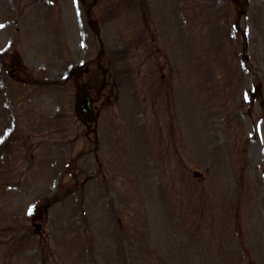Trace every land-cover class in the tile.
I'll use <instances>...</instances> for the list:
<instances>
[{
  "label": "rangeland",
  "instance_id": "374dc122",
  "mask_svg": "<svg viewBox=\"0 0 264 264\" xmlns=\"http://www.w3.org/2000/svg\"><path fill=\"white\" fill-rule=\"evenodd\" d=\"M84 1L0 0V23L6 25L0 49L17 45L22 59L32 68L43 64L46 75H62L68 65L92 60L85 76L104 91L97 129L106 135L100 149L80 121L66 116L71 82L53 91V85L41 86L25 96L0 70L1 110L14 111V104L25 102L31 110L54 113L50 104L61 109H56L61 126L37 124L32 114L30 152L23 142L16 144L9 159L16 171L1 170L0 264H264V186H257L253 171L264 160V139L256 130L264 117V13L258 8L251 19L254 41L244 49L232 30L213 31L216 19L209 13L216 9L206 0L198 10L201 0H190L193 12L187 16L181 0L169 14H159L157 6L170 0ZM227 5L223 0L221 6ZM257 5L264 9V2ZM174 15L179 21L173 22ZM89 17L97 20L107 51L100 60L105 75L97 65L100 45ZM33 30H46L48 42L38 51ZM173 30L183 40L190 33L191 46L176 43ZM207 35L221 37L204 43ZM61 48L73 57L56 59ZM161 72L168 79L162 88L171 89L179 105V137L157 139L163 156L158 158L149 155L148 144L156 139L153 106L162 101L152 92ZM253 85L261 91L248 104L243 92ZM42 87L49 92H40ZM193 129L199 136L194 141ZM133 145L141 148L134 156ZM48 158L66 159V179L58 169L46 168ZM20 198L26 207L42 199L51 204L40 232L27 229Z\"/></svg>",
  "mask_w": 264,
  "mask_h": 264
},
{
  "label": "snow or ice",
  "instance_id": "6c2138e0",
  "mask_svg": "<svg viewBox=\"0 0 264 264\" xmlns=\"http://www.w3.org/2000/svg\"><path fill=\"white\" fill-rule=\"evenodd\" d=\"M0 27H2V26H0Z\"/></svg>",
  "mask_w": 264,
  "mask_h": 264
}]
</instances>
